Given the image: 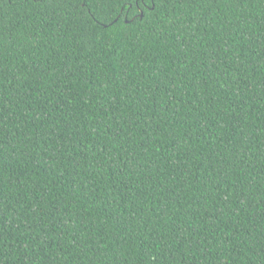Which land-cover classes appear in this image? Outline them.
I'll list each match as a JSON object with an SVG mask.
<instances>
[{"label": "trees", "instance_id": "obj_1", "mask_svg": "<svg viewBox=\"0 0 264 264\" xmlns=\"http://www.w3.org/2000/svg\"><path fill=\"white\" fill-rule=\"evenodd\" d=\"M0 264H264V0H0Z\"/></svg>", "mask_w": 264, "mask_h": 264}]
</instances>
